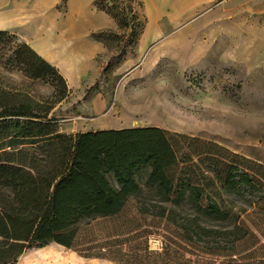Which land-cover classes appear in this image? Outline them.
<instances>
[{
  "label": "rangeland",
  "instance_id": "1",
  "mask_svg": "<svg viewBox=\"0 0 264 264\" xmlns=\"http://www.w3.org/2000/svg\"><path fill=\"white\" fill-rule=\"evenodd\" d=\"M142 1L147 23L136 56L109 66L114 42H108L109 48L90 33L116 24L92 0H48L42 7L34 2L33 9L42 11L63 44H78L88 52L84 68L75 67L76 56L65 67L51 54H41L71 90L50 113L59 132L166 129L218 143L264 175V5L251 0ZM7 31L31 44L30 27ZM5 75L14 84H28L35 97L51 92L41 81L16 72ZM218 202L229 212L227 218L196 215L188 206L166 217L129 209L108 225L127 232L119 237H125L128 255L147 254L158 264H264V182L236 192L220 186ZM188 218L204 227L194 243L187 241ZM104 240L70 248L51 242L27 249L16 264H122L115 260L117 248H101Z\"/></svg>",
  "mask_w": 264,
  "mask_h": 264
},
{
  "label": "trees",
  "instance_id": "2",
  "mask_svg": "<svg viewBox=\"0 0 264 264\" xmlns=\"http://www.w3.org/2000/svg\"><path fill=\"white\" fill-rule=\"evenodd\" d=\"M92 4L116 24L90 33L109 48L114 42L107 66L135 57L147 23L143 1ZM13 72L46 83L51 92L35 97L28 84H14L5 75ZM70 93L57 68L0 30V264H16L27 249L51 242L70 248L100 239H106L101 248H117L115 260L122 264H158L147 254L128 255L125 237H119L127 232L111 229L110 219L129 209L166 217L182 206L224 219L229 212L219 205L220 186L236 192L264 182L248 159L213 141L166 129L59 132L50 113ZM187 220V241L194 243L204 227Z\"/></svg>",
  "mask_w": 264,
  "mask_h": 264
},
{
  "label": "crops",
  "instance_id": "3",
  "mask_svg": "<svg viewBox=\"0 0 264 264\" xmlns=\"http://www.w3.org/2000/svg\"><path fill=\"white\" fill-rule=\"evenodd\" d=\"M48 0H0V30L10 28L32 29L30 47L39 55H50L58 65L65 67L73 63L76 56V68L87 65L88 52L78 44L69 48L62 43V38L47 24L40 9H33L34 2L40 7ZM252 4L264 5V0H251ZM103 14V13H102ZM105 15V14H103ZM110 19L107 15H105ZM106 19V20H108ZM75 51L73 54L72 52ZM75 71V69H74Z\"/></svg>",
  "mask_w": 264,
  "mask_h": 264
}]
</instances>
